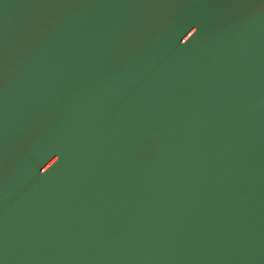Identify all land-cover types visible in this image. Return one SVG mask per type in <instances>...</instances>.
<instances>
[{
    "label": "water",
    "instance_id": "95a60500",
    "mask_svg": "<svg viewBox=\"0 0 264 264\" xmlns=\"http://www.w3.org/2000/svg\"><path fill=\"white\" fill-rule=\"evenodd\" d=\"M0 264H264V0H0Z\"/></svg>",
    "mask_w": 264,
    "mask_h": 264
}]
</instances>
